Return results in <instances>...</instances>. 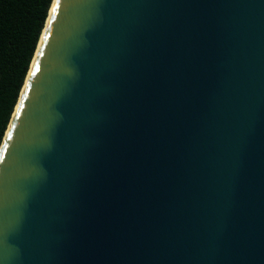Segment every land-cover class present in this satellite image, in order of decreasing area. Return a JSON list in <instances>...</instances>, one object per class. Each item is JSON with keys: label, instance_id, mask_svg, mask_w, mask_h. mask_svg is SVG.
Returning <instances> with one entry per match:
<instances>
[{"label": "water", "instance_id": "obj_1", "mask_svg": "<svg viewBox=\"0 0 264 264\" xmlns=\"http://www.w3.org/2000/svg\"><path fill=\"white\" fill-rule=\"evenodd\" d=\"M0 264H264V0H51Z\"/></svg>", "mask_w": 264, "mask_h": 264}, {"label": "trees", "instance_id": "obj_2", "mask_svg": "<svg viewBox=\"0 0 264 264\" xmlns=\"http://www.w3.org/2000/svg\"><path fill=\"white\" fill-rule=\"evenodd\" d=\"M51 0H0V141Z\"/></svg>", "mask_w": 264, "mask_h": 264}]
</instances>
